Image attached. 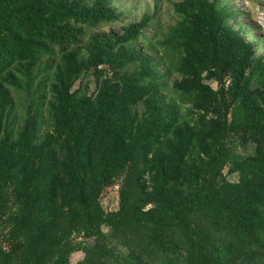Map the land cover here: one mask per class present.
<instances>
[{
	"label": "rangeland",
	"instance_id": "rangeland-1",
	"mask_svg": "<svg viewBox=\"0 0 264 264\" xmlns=\"http://www.w3.org/2000/svg\"><path fill=\"white\" fill-rule=\"evenodd\" d=\"M203 2L217 12L213 25ZM100 8L113 20L82 24V14ZM6 15L74 32L78 42L65 41L62 50L31 29H8L0 38L28 51L47 49L0 74V263L84 264L97 243L129 255L128 240L108 237L110 228L86 235L83 220L95 221L88 210L107 215L133 206L155 215L178 208L189 195V168L208 182L215 161L226 163L221 177L232 185L242 177L236 164L263 172L264 0H19ZM131 29H139L136 40H118ZM224 37L231 43L222 57ZM78 136L84 145L93 137L117 148L106 184L95 185L102 162L88 167L82 198L61 209L67 193L75 194L67 185ZM251 182L249 192L264 189V180ZM214 201L227 207L232 197L219 190ZM200 219L219 223L209 214ZM167 226L165 234L179 243L181 229L175 221ZM239 264H264V254Z\"/></svg>",
	"mask_w": 264,
	"mask_h": 264
},
{
	"label": "trees",
	"instance_id": "trees-1",
	"mask_svg": "<svg viewBox=\"0 0 264 264\" xmlns=\"http://www.w3.org/2000/svg\"><path fill=\"white\" fill-rule=\"evenodd\" d=\"M18 1L0 0V38L3 33H8V29L20 32L31 29L39 37H43L46 33L45 37L56 42L62 50L66 49L65 41L78 42L74 32L45 28L44 25H40L41 22L38 20H35L38 25L32 27L27 18H23V16H17L15 19L8 17L6 10ZM200 6L206 13L207 23L213 25L218 21L217 12H213L214 7L207 6L204 2ZM60 9V13L65 11V8ZM72 17L79 19L74 15ZM113 18L110 11L100 8L91 13L82 14L80 20L82 24L96 26L112 21ZM138 30L131 29L126 36L120 37L118 40H136L139 36ZM8 42L10 41L0 40V74L16 62L25 61L39 53L47 54V49L40 44L28 51L22 45L8 44ZM230 43V38L224 37L220 40V56L223 57L226 54ZM108 50L109 48L103 49V53ZM236 50L240 55L245 54V49L240 43ZM220 60L222 59L220 58ZM218 64L220 65L219 60ZM0 114H3V101ZM70 127L74 129L75 126ZM84 143L81 136H78L73 148H69L71 152L77 153L76 156H72L76 169L68 176L67 185V188L73 189L75 194L67 193L61 209L73 207L74 204H70L73 197H76L77 201L82 198L81 194L82 196L84 194L83 188L86 183L88 167L93 168L95 164L102 162L104 167L102 177L95 185L101 188L106 184L104 175L109 171L110 157L114 154L117 144L109 141L97 144L93 137L87 145ZM19 147L20 145L13 146L11 152L17 151ZM98 152H100L99 155L101 154V160L98 158ZM7 161L11 163L9 154ZM14 163V168L19 165L18 162ZM225 165V162L222 164L219 161L212 163L210 174H207L209 181L206 180L202 183L199 180V173L189 168L190 171L186 175L189 195L178 208L176 206L169 209L164 208L156 212L155 215L137 214L133 211V206L128 209L124 207L118 213L107 215L101 210H88L90 217L95 214V221L83 220V222H79L83 223L86 235L95 238L105 234L104 228H110L108 237L121 240L123 245L128 240L125 247L131 248L129 249L131 253L123 256L110 249L107 244L97 243L87 248L90 251V256H87L84 264H239L245 256L264 254V189L259 188L249 192L251 181L264 180L263 166L236 164L234 170L241 171L242 177L239 184L232 185L221 177ZM190 186H195V189L190 190ZM219 190L223 191L226 196L231 195L232 197V202L227 207H221L217 201H214ZM205 214L219 220L215 228L212 224H207L208 220L200 219V215ZM171 221H175L177 227L181 229L179 243L165 234V230L169 229L167 224ZM4 263L9 264L7 260L0 264Z\"/></svg>",
	"mask_w": 264,
	"mask_h": 264
}]
</instances>
